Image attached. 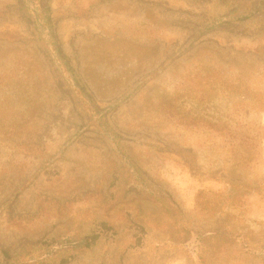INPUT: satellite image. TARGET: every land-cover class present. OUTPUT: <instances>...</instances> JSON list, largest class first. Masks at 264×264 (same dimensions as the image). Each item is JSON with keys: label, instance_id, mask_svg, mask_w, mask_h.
<instances>
[{"label": "rangeland", "instance_id": "374dc122", "mask_svg": "<svg viewBox=\"0 0 264 264\" xmlns=\"http://www.w3.org/2000/svg\"><path fill=\"white\" fill-rule=\"evenodd\" d=\"M20 5L0 0V264H264V137L237 155L264 133V0H48V46Z\"/></svg>", "mask_w": 264, "mask_h": 264}, {"label": "trees", "instance_id": "16d2710c", "mask_svg": "<svg viewBox=\"0 0 264 264\" xmlns=\"http://www.w3.org/2000/svg\"><path fill=\"white\" fill-rule=\"evenodd\" d=\"M18 2H20L21 8H24L22 13L26 21L29 24L33 25V27L39 32L41 38H44L48 46L47 36L52 34L51 32L53 28L48 0H18ZM53 50H55L57 56H59L58 48L53 46ZM57 56H54L53 60L57 61ZM59 73L62 75L61 69L59 70ZM75 82L76 83H73L72 86L75 89L77 95L82 98V101L84 99V105L86 109L88 111L91 110L93 112H96V108L92 103L93 100L90 95L84 92L82 87H78L77 81ZM254 134L255 135H253L251 139L247 138L250 147L246 148L245 153H237V155L241 154V158H243L242 160L245 159L246 163L253 162L254 160L260 158L261 148L259 140L264 137V133L256 132ZM97 239L98 236L96 234L85 235L77 239H73L70 237L53 239L49 244L48 248V250H50V254L46 252L44 258H47L48 256H55V258H57L56 256L59 255L60 258H63L68 251H78L92 247L97 241ZM62 260L64 259H61V261Z\"/></svg>", "mask_w": 264, "mask_h": 264}]
</instances>
